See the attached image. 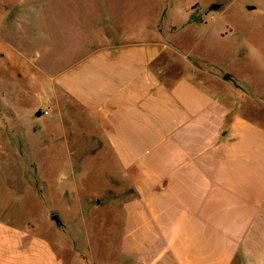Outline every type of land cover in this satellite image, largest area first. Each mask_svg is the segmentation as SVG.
Returning a JSON list of instances; mask_svg holds the SVG:
<instances>
[{
  "label": "crops",
  "instance_id": "crops-1",
  "mask_svg": "<svg viewBox=\"0 0 264 264\" xmlns=\"http://www.w3.org/2000/svg\"><path fill=\"white\" fill-rule=\"evenodd\" d=\"M43 10L19 0L0 22L8 44V55L0 53V151L14 166L31 135L25 70L42 60V51L26 46L35 43ZM105 12L110 24L129 25ZM127 26L95 27L90 39L73 40L59 57L70 63L56 74V100L88 114L82 119L88 151L113 157L127 186L119 196L100 198L119 203L121 239L111 242V228L93 231L90 264H264V126L241 112L255 109L256 101L242 107L209 86L217 79L203 69L177 73L176 54L161 53L158 16L155 27L145 28L146 39L137 23ZM251 96L264 104L259 94ZM65 249L76 259L74 248ZM0 264L65 261L31 228L0 217Z\"/></svg>",
  "mask_w": 264,
  "mask_h": 264
},
{
  "label": "rangeland",
  "instance_id": "rangeland-1",
  "mask_svg": "<svg viewBox=\"0 0 264 264\" xmlns=\"http://www.w3.org/2000/svg\"><path fill=\"white\" fill-rule=\"evenodd\" d=\"M33 2L46 10L35 22V43L26 46L30 52L36 48L42 51V60L30 62L25 70L24 84L32 87V101L28 104L32 115L25 129L31 135L26 148L21 142L23 156L13 158L15 166L0 151V217L16 227L31 228L34 237L49 242L65 264H90L88 250L93 244V231L103 235L105 229L111 228V242L119 245L121 239L119 203L100 198L119 196L127 186L113 157L88 151L89 125L82 121L88 114L69 100H56V74L70 63L59 57L73 40L90 39L95 27L121 31L120 26H127L115 24L114 20L110 24L105 11L113 10L112 16L128 23L127 27L137 23L144 39L145 28L155 27L158 16L161 53L176 54L175 71L203 69L217 79L209 86L223 89L225 96L233 95L230 99L238 100L242 107L256 101L255 109L241 108V112L264 126V104L251 96L259 94L264 101V0ZM18 3L19 0H0V22ZM218 5L219 10L212 9ZM0 39L5 49L0 53L4 51L7 56V39ZM180 55L190 60L180 61ZM226 75L232 81H225ZM69 107H74L75 113L71 114ZM57 135L62 136L61 143L56 142ZM15 181L19 190H15ZM54 216L62 225L52 220ZM67 247L76 250V259L66 251Z\"/></svg>",
  "mask_w": 264,
  "mask_h": 264
},
{
  "label": "water",
  "instance_id": "water-1",
  "mask_svg": "<svg viewBox=\"0 0 264 264\" xmlns=\"http://www.w3.org/2000/svg\"><path fill=\"white\" fill-rule=\"evenodd\" d=\"M221 7L218 5V6H213L212 7V9L213 10H215V11H217V10H219ZM250 10H252V8H249ZM224 80L225 81H232V77L230 76V75H226L225 77H224ZM52 220L57 224V225H62V223H61V221L59 220V218L57 217V216H54L53 218H52Z\"/></svg>",
  "mask_w": 264,
  "mask_h": 264
},
{
  "label": "built area",
  "instance_id": "built-area-1",
  "mask_svg": "<svg viewBox=\"0 0 264 264\" xmlns=\"http://www.w3.org/2000/svg\"><path fill=\"white\" fill-rule=\"evenodd\" d=\"M44 114H48V112H45Z\"/></svg>",
  "mask_w": 264,
  "mask_h": 264
}]
</instances>
